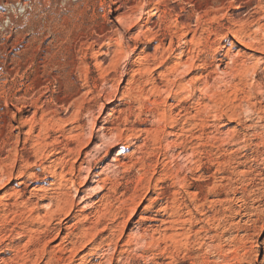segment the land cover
<instances>
[{"label":"rangeland","instance_id":"rangeland-1","mask_svg":"<svg viewBox=\"0 0 264 264\" xmlns=\"http://www.w3.org/2000/svg\"><path fill=\"white\" fill-rule=\"evenodd\" d=\"M42 3L0 30V264H264V0Z\"/></svg>","mask_w":264,"mask_h":264},{"label":"bare ground","instance_id":"bare-ground-1","mask_svg":"<svg viewBox=\"0 0 264 264\" xmlns=\"http://www.w3.org/2000/svg\"><path fill=\"white\" fill-rule=\"evenodd\" d=\"M13 0H0V11H2V7H4V13H3V15H4V17H3V19L1 20V22H0V30L1 31H3L2 29H4V30H6L7 28H9V27H14L15 26V19H18V20H20V19H22V20H20V21H23V22H25L26 23V21H27V18L30 16V14H31V12L34 10L33 8H34V5H35V3H36V1L35 0H26V1H29V5H30V7H31V10L30 11H27V13H26V15L25 16H20V15H18V14H16L15 15V18H13V17H11V16H8V14L10 15L11 13L9 12L8 13V11H10L16 4H19V6L21 7V8H25L26 7V5H28V4H26V2H23V1H16V2H12ZM39 1H42L43 3L42 4H44L45 5V7H50L51 6V4H52V1L53 0H39ZM56 1V0H55ZM60 1H62L63 3H66V2H69V0H60ZM11 2V3H10ZM96 2V1H95ZM39 3V2H38ZM55 3V2H54ZM186 3V2H185ZM69 4V3H68ZM39 6V5H38ZM59 6V5H58ZM155 6V5H154ZM75 8V7H74ZM84 8V7H83ZM99 9V8H98ZM25 10H26V8H25ZM78 10V9H77ZM36 12H37V10H36ZM47 13V12H46ZM73 13V12H72ZM33 14V13H32ZM169 14V13H168ZM35 15V14H34ZM76 15V14H75ZM0 16H1V14H0ZM68 16V15H67ZM80 16V15H79ZM89 16V15H88ZM75 17V16H74ZM67 17H65V19H66ZM70 18V17H69ZM29 19V18H28ZM108 19V18H107ZM69 20V19H68ZM64 21V20H63ZM72 21V20H71ZM173 21V20H172ZM177 21V20H176ZM33 22V21H32ZM67 23H68V21H66ZM65 23V22H64ZM186 24V23H185ZM184 24V25H185ZM26 25V24H25ZM56 25V24H55ZM165 26V25H164ZM23 27V26H22ZM80 27V26H79ZM64 28V27H63ZM76 28V27H75ZM10 29V28H9ZM177 29V28H176ZM11 31H12V29H11ZM46 31V30H45ZM66 31V30H65ZM69 31H70V29H69ZM56 32V31H55ZM184 32V31H183ZM1 34V33H0ZM182 35H183V33H182ZM186 35H188V33L186 34ZM65 36H67V35H65ZM47 37V36H46ZM49 37H50V35H49ZM69 37V36H68ZM179 37V36H178ZM48 38V37H47ZM66 38V37H65ZM53 39V40H52ZM52 39H51V41H52V43H51V45L48 47V48H46L47 49V53L45 54V59H48L50 56H51V58H50V60L54 57V59H53V64L55 65L54 67L56 68V71H58L59 72V77L60 78H63V79H65V81H71V82H73V77L75 76V73H76V63H75V61H70L71 60V57H72V54H71V47H70V44L68 45V46H63L61 43H63L62 41H63V37H62V33H52ZM65 40V39H64ZM68 40H70V37L68 38ZM184 40H187L186 39V36L184 37ZM192 40V39H191ZM65 42H66V40H65ZM65 42L63 43V44H65ZM161 42V41H160ZM189 42V41H188ZM67 44V43H66ZM72 44V43H71ZM161 44V43H160ZM184 44V43H183ZM72 46V45H71ZM63 47H65V48H63ZM184 47V46H183ZM74 48V47H73ZM37 49V48H36ZM52 50H56L57 52L56 53H53L52 52ZM75 51V50H74ZM32 52H33V50H32ZM122 53V49H119L118 50V55H120ZM191 53V52H190ZM40 55V54H39ZM238 55V54H237ZM192 56V55H191ZM240 56V55H239ZM68 57H70V58H68ZM227 57V56H226ZM242 57V56H241ZM61 58H62V60H61ZM17 60V59H16ZM74 60V59H73ZM52 61V60H51ZM178 61V60H177ZM20 62V61H19ZM50 62V61H49ZM49 62H47L48 64H49ZM52 65V64H51ZM175 65V64H174ZM188 64L186 63V61L185 60H180L175 66H173L172 68H170V70H168L169 71V74H176V72H178V70H180V69H182V68H184V67H186ZM191 66V65H190ZM29 67V66H28ZM47 67V66H46ZM246 67V66H245ZM14 68V67H13ZM50 69H51V67H49ZM169 69V68H168ZM52 70H53V68H52ZM53 71H55V70H53ZM167 71V72H168ZM52 72V71H51ZM156 72V71H155ZM23 74V73H22ZM164 74V73H163ZM15 76V75H14ZM36 76V75H35ZM53 76V75H52ZM182 76V75H181ZM246 76V75H245ZM59 77H57V80H58V78ZM243 77V76H242ZM183 78V77H182ZM55 80V79H54ZM62 80V79H61ZM75 81V80H74ZM71 82H69V83H71ZM166 82V81H165ZM68 83V82H67ZM73 84H74V82H73ZM193 85V84H192ZM178 86H180V85H178ZM182 86V85H181ZM204 86V85H203ZM81 88V87H80ZM180 88V87H179ZM186 89V88H185ZM189 89V88H188ZM188 89H186V90H188ZM73 93V92H72ZM184 93V92H183ZM8 110V109H7ZM64 110V109H63ZM48 111V110H47ZM93 113V112H92ZM157 115V114H156ZM200 115V114H199ZM205 115V114H204ZM164 116V115H163ZM163 116H161L162 117V120L163 119H165V116L163 117ZM154 117V116H153ZM161 117H160V119H161ZM3 121V120H2ZM202 121V120H201ZM53 123V122H52ZM4 125V124H3ZM143 130V129H142ZM178 130V129H177ZM167 134V133H166ZM81 139L80 137H77V139ZM115 139V138H114ZM161 140V139H160ZM166 143H167V141H166ZM156 145V144H155ZM75 146V145H74ZM84 147V146H83ZM103 147V146H102ZM108 147V146H107ZM110 148V147H109ZM83 149V148H82ZM106 150V149H105ZM89 154V153H88ZM80 158V157H79ZM89 158V157H88ZM95 159V158H94ZM90 160V159H89ZM100 162V161H99ZM114 162V161H113ZM88 164V163H87ZM119 164V163H118ZM83 165V164H82ZM90 165V164H89ZM87 166V165H86ZM123 167V166H122ZM108 168V167H107ZM105 169V168H104ZM88 172V171H87ZM104 172V171H103ZM111 172V171H110ZM90 174V173H89ZM88 175V174H87ZM111 175V174H110ZM109 175V176H110ZM115 175V174H114ZM98 176V175H97ZM106 176V175H105ZM82 178V177H81ZM71 181V180H70ZM73 181V180H72ZM104 181H106V180H104ZM103 181V182H104ZM80 183V182H79ZM117 185V184H116ZM98 187V186H97ZM104 186H102V188H103ZM113 187V186H112ZM110 189V188H109ZM112 189V188H111ZM20 191H22V190H20ZM92 191V190H91ZM208 191V190H207ZM96 193V192H95ZM115 194V193H114ZM18 195V194H17ZM96 195V194H95ZM135 195V194H134ZM110 196V195H109ZM113 196V195H112ZM19 197L22 199V196L20 195V193H19ZM91 198V197H90ZM135 198V197H134ZM131 199H133L132 197H131ZM119 200V199H118ZM42 201H45V199H42ZM126 201V200H125ZM156 201V200H155ZM122 202V201H121ZM120 202V203H121ZM130 202V200L128 199L126 202H123V207H120L122 210H120V211H123L122 213H123V218L125 219V211L127 210V207H129L130 206V204L131 203H129ZM133 202V201H132ZM110 203V202H109ZM118 203V202H117ZM136 203V202H135ZM47 205V204H46ZM120 205V206H121ZM133 205H134V203H133ZM17 206H18V208L19 209H21V213H22V215H23V213H27L31 218H32V220H35V221H38V219H43V218H50V216H51V214H52V209L51 208H49L48 210H45V214H44V216H41V214H40V212H39V205H36V206H32L31 204H30V202L29 201H26V200H21L20 201V203H18L17 204ZM111 206V205H110ZM48 207H49V205H48ZM47 208V207H46ZM118 208V207H117ZM130 208H133L132 206L130 207ZM146 208V207H145ZM198 208V207H197ZM119 209V208H118ZM129 209V208H128ZM134 209V208H133ZM200 209V208H199ZM113 210V209H112ZM135 210V209H134ZM167 210V209H166ZM128 211V210H127ZM130 211H131V209L128 211V213H130ZM20 212V211H19ZM165 212V211H164ZM120 213V212H119ZM121 213V214H122ZM201 214V213H200ZM120 218H121V216H120ZM119 218V219H120ZM214 218V217H213ZM117 219V218H116ZM124 219H123V221H124ZM115 220V219H114ZM5 221V220H4ZM118 221V220H117ZM190 222H191V220H190ZM193 223V222H192ZM36 224L37 223H29V224H27L26 225V228L28 229V230H33V229H35V227H36ZM83 227V226H82ZM34 231V230H33ZM74 232V231H73ZM31 233H32V231H31ZM60 234V233H59ZM8 235V234H7ZM28 236H29V234H28ZM31 236V235H30ZM34 236V235H33ZM61 236V235H60ZM60 236H58L57 237V239L56 240H58V239H61L60 238ZM3 237V236H2ZM38 237V236H37ZM42 237V236H41ZM181 237V236H180ZM177 238V237H176ZM29 239H30V241H29V243L27 244V245H25V246H22L21 244H18L17 246H15V253H16V260H17V264H32V259H31V257H32V255H34V254H36L37 253V250H36V248L38 247V246H40V244L42 243V242H44L45 241V238H43V239H39V240H37V242H35L34 241V243H33V245L31 246L32 247V251L30 252V253H28L27 254V251H26V248H28L29 247V245L30 244H32V242H33V237L31 236V237H29ZM35 240V239H34ZM68 241V240H67ZM178 241V240H177ZM206 241V240H205ZM23 242V241H22ZM176 242V241H175ZM11 243V242H10ZM64 243V242H63ZM184 243V242H183ZM186 243V242H185ZM180 244V246H181V242L179 243ZM204 244V243H203ZM176 245H178V244H176ZM183 245V244H182ZM30 247V248H31ZM61 247H62V245H61ZM110 247V246H109ZM29 248V249H30ZM41 248V247H40ZM29 249H27V250H29ZM38 249V248H37ZM50 247L49 246H47L46 245V247L44 248V252H43V257H42V259H46L48 256H50ZM31 250V249H30ZM29 250V251H30ZM28 251V252H29ZM72 251H73V254L75 253L74 251H75V248L73 247L72 248ZM75 254H77V253H75ZM42 255V254H41ZM63 255V254H62ZM74 256V255H73ZM195 256V255H194ZM62 257V256H61ZM75 257H76V255H75ZM73 259H75V258H73ZM202 258L200 257V256H196L195 258H194V264H201V260ZM1 261V260H0ZM8 261V260H7ZM44 261V260H43ZM42 263V262H41Z\"/></svg>","mask_w":264,"mask_h":264},{"label":"built area","instance_id":"built-area-1","mask_svg":"<svg viewBox=\"0 0 264 264\" xmlns=\"http://www.w3.org/2000/svg\"><path fill=\"white\" fill-rule=\"evenodd\" d=\"M26 4H28V5H26V10H25V8H21L20 6H19V4H16L12 9H11V11H13V13H15V14H18V10L20 9L21 11H22V14H18V15H20V16H25L26 15V13H27V11H30L31 10V7H30V3L29 2H26Z\"/></svg>","mask_w":264,"mask_h":264}]
</instances>
